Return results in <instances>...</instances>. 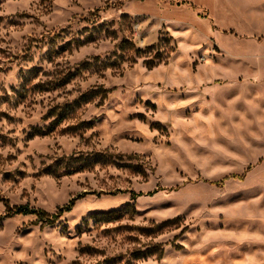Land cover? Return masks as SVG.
I'll list each match as a JSON object with an SVG mask.
<instances>
[{
	"label": "rangeland",
	"instance_id": "1",
	"mask_svg": "<svg viewBox=\"0 0 264 264\" xmlns=\"http://www.w3.org/2000/svg\"><path fill=\"white\" fill-rule=\"evenodd\" d=\"M247 2L0 0V264H264Z\"/></svg>",
	"mask_w": 264,
	"mask_h": 264
},
{
	"label": "trees",
	"instance_id": "2",
	"mask_svg": "<svg viewBox=\"0 0 264 264\" xmlns=\"http://www.w3.org/2000/svg\"><path fill=\"white\" fill-rule=\"evenodd\" d=\"M162 61H159L158 63L146 61L145 64L149 69L154 68L155 66H158L161 64ZM74 206L73 201L69 204L61 207L57 213L55 214H48L44 211L37 210V209H30L28 206H18V207H8L7 209V216H14V215H30L35 214L39 220L46 221L49 224L54 223L58 218H60L64 213L69 212L72 207Z\"/></svg>",
	"mask_w": 264,
	"mask_h": 264
},
{
	"label": "crops",
	"instance_id": "3",
	"mask_svg": "<svg viewBox=\"0 0 264 264\" xmlns=\"http://www.w3.org/2000/svg\"><path fill=\"white\" fill-rule=\"evenodd\" d=\"M192 1L202 5H206L210 9H212L211 6L214 3H216L217 0H192ZM249 6H251V10L253 11L254 16L264 21V0H254V1L250 0V2H247V7ZM262 81L264 82V78L262 79Z\"/></svg>",
	"mask_w": 264,
	"mask_h": 264
}]
</instances>
